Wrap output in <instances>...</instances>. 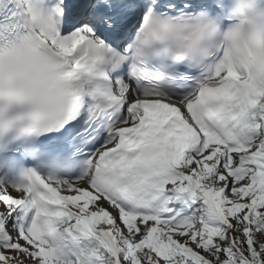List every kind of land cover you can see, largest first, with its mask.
Instances as JSON below:
<instances>
[{
	"label": "snow or ice",
	"instance_id": "obj_1",
	"mask_svg": "<svg viewBox=\"0 0 264 264\" xmlns=\"http://www.w3.org/2000/svg\"><path fill=\"white\" fill-rule=\"evenodd\" d=\"M0 264H264V0H0Z\"/></svg>",
	"mask_w": 264,
	"mask_h": 264
}]
</instances>
